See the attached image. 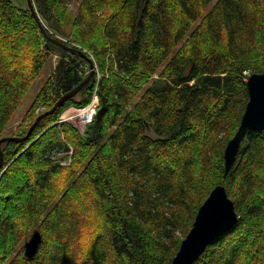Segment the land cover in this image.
<instances>
[{
    "label": "trees",
    "instance_id": "trees-1",
    "mask_svg": "<svg viewBox=\"0 0 264 264\" xmlns=\"http://www.w3.org/2000/svg\"><path fill=\"white\" fill-rule=\"evenodd\" d=\"M33 3L41 22L0 0V141L63 56L19 141L1 146L0 264H171L218 185L239 221L194 264H264V130L248 132L228 173L224 158L249 76L264 73V0H80L75 16L73 0ZM91 65L89 83L29 134L37 109L51 110ZM95 95L84 132L60 121ZM35 231L42 244L27 258Z\"/></svg>",
    "mask_w": 264,
    "mask_h": 264
},
{
    "label": "water",
    "instance_id": "water-1",
    "mask_svg": "<svg viewBox=\"0 0 264 264\" xmlns=\"http://www.w3.org/2000/svg\"><path fill=\"white\" fill-rule=\"evenodd\" d=\"M27 1L33 16L41 22L33 0ZM54 42L63 48L69 49L60 42ZM83 56L87 58L84 54ZM93 67L92 65L91 68L93 69ZM94 73L93 71L85 82L63 96L51 110L41 114L31 126L29 134L43 118L54 114L68 100L73 99L89 83ZM247 87L249 102L246 106L240 127L235 136L228 142L224 153L226 173L234 165L248 132L252 130H264V73L250 75L247 81ZM9 141H19V138L6 137L0 141V170L4 165L1 146L2 143ZM238 221L239 216L234 201L228 196L225 186L218 185L212 190L209 197L200 207L190 232L183 239L179 251L171 264H194L212 242L232 230L238 224ZM41 244L42 236L39 231H35L31 239L25 244L26 257H34L39 251Z\"/></svg>",
    "mask_w": 264,
    "mask_h": 264
},
{
    "label": "rangeland",
    "instance_id": "rangeland-1",
    "mask_svg": "<svg viewBox=\"0 0 264 264\" xmlns=\"http://www.w3.org/2000/svg\"><path fill=\"white\" fill-rule=\"evenodd\" d=\"M79 1L80 0H73V3L71 5L72 15L76 14V12H77L76 8L79 5L78 4ZM13 4H15L16 6L22 8V9H27L28 8V1L27 0H13ZM62 56L63 55L61 53H57V54L54 53L53 54L52 59L49 60V62L47 63L45 69L42 71V73L40 74L39 78L36 80L35 85L32 86L31 90L29 91V93L24 98L22 104L20 105V107L15 112L14 116L12 117V120H11L10 124L8 125V128L5 131V136L6 137H11L12 135L18 133L20 126H22L24 124L23 120H24V117L27 114L28 109L34 103L39 91L42 90L43 85L53 75L54 70H55V68L57 66V63L61 59ZM72 109H77V107L76 106L70 107L69 109H67L65 114L66 115L74 114L75 111H72ZM39 113L43 114V108H38L37 109L36 114H39ZM80 118L81 117H79L78 120ZM3 168H4V165H3L2 169L0 170V173L3 170ZM1 174H0V177H1Z\"/></svg>",
    "mask_w": 264,
    "mask_h": 264
},
{
    "label": "built area",
    "instance_id": "built-area-1",
    "mask_svg": "<svg viewBox=\"0 0 264 264\" xmlns=\"http://www.w3.org/2000/svg\"><path fill=\"white\" fill-rule=\"evenodd\" d=\"M79 113L76 116H81L82 118V122L83 124L89 123L92 121L93 116L92 113L90 112V108L84 109V110H79ZM75 117V116H74ZM74 117H70V119L74 118Z\"/></svg>",
    "mask_w": 264,
    "mask_h": 264
},
{
    "label": "bare ground",
    "instance_id": "bare-ground-1",
    "mask_svg": "<svg viewBox=\"0 0 264 264\" xmlns=\"http://www.w3.org/2000/svg\"><path fill=\"white\" fill-rule=\"evenodd\" d=\"M18 73H19V72H18ZM249 74H250V73H249ZM9 82H10V81H9ZM12 82H13V83H15V82H14V80H13ZM10 83H11V82H10ZM13 85H14V84H13ZM90 112L92 113L93 111H92V110H90ZM87 126H88V125H87ZM193 147H194V146H193Z\"/></svg>",
    "mask_w": 264,
    "mask_h": 264
}]
</instances>
